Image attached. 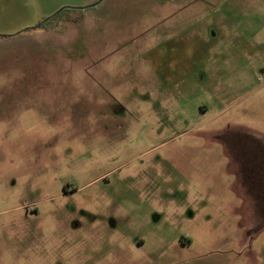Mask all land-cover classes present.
<instances>
[{"label": "rangeland", "instance_id": "374dc122", "mask_svg": "<svg viewBox=\"0 0 264 264\" xmlns=\"http://www.w3.org/2000/svg\"><path fill=\"white\" fill-rule=\"evenodd\" d=\"M0 264H264V0H0Z\"/></svg>", "mask_w": 264, "mask_h": 264}, {"label": "trees", "instance_id": "16d2710c", "mask_svg": "<svg viewBox=\"0 0 264 264\" xmlns=\"http://www.w3.org/2000/svg\"><path fill=\"white\" fill-rule=\"evenodd\" d=\"M42 23L38 24V26H40ZM38 26H36L35 28H37Z\"/></svg>", "mask_w": 264, "mask_h": 264}]
</instances>
